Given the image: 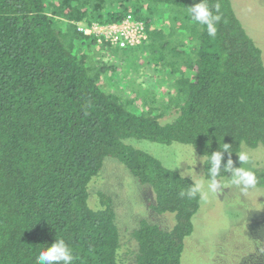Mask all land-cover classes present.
<instances>
[{
  "label": "trees",
  "instance_id": "16d2710c",
  "mask_svg": "<svg viewBox=\"0 0 264 264\" xmlns=\"http://www.w3.org/2000/svg\"><path fill=\"white\" fill-rule=\"evenodd\" d=\"M199 2L0 0V264H35L56 239L72 248L73 264H180L201 203L181 196L193 180L125 140L191 146L205 178L224 144L223 163L233 164L243 149L264 147L262 51L232 0H208L214 14L219 4L215 37L189 14ZM128 14L145 23L141 46L156 53L139 69L156 77L123 99L132 75L78 25ZM106 159L152 190L149 207L172 214L169 230L145 220L118 230L111 189L94 185ZM254 174L264 189V164Z\"/></svg>",
  "mask_w": 264,
  "mask_h": 264
},
{
  "label": "rangeland",
  "instance_id": "374dc122",
  "mask_svg": "<svg viewBox=\"0 0 264 264\" xmlns=\"http://www.w3.org/2000/svg\"><path fill=\"white\" fill-rule=\"evenodd\" d=\"M232 3L238 19L261 49L264 59V0H232ZM108 49L105 54H110L114 63L125 66L128 75H132L126 81L128 86L123 99L128 97L133 86L144 83L152 88L155 85L156 76L152 70L139 69L141 65H151L155 61L156 53L149 46L124 50L109 46ZM174 115V110H169L164 119ZM125 142L149 153L165 167L193 182L206 179L204 158L191 146L162 145L134 138ZM243 150L249 152L250 160L242 165L237 156L233 165L236 168L243 166L254 173L256 165L264 164V147ZM106 161L94 185L111 189L118 230H131L142 220L169 230L173 222L172 214H156L149 207L152 190L140 185L118 161ZM228 176L230 173L218 180L219 187L214 194L207 200H201L200 209L193 217V233L185 239L180 264H264V189L256 185L247 189L233 186Z\"/></svg>",
  "mask_w": 264,
  "mask_h": 264
},
{
  "label": "clouds",
  "instance_id": "9594fccd",
  "mask_svg": "<svg viewBox=\"0 0 264 264\" xmlns=\"http://www.w3.org/2000/svg\"><path fill=\"white\" fill-rule=\"evenodd\" d=\"M189 14L193 21L206 27L207 33L210 37H215L217 33V24L221 21L219 13V4L215 5V13L213 8L209 5L208 0H200L199 3H194L193 6L188 7ZM229 144H224L223 150H218L209 155L208 176L206 179L202 178L193 182L189 187L187 193L181 192V196L188 197L199 196L201 200H207L214 194L219 183L217 177L224 173H230L228 179L233 186L247 189L256 184V176L250 170L243 166L236 168L233 161L229 158L226 163L224 161V154L229 152ZM239 162L242 165L250 160L249 152L242 150L237 153ZM223 164V166H222ZM75 255L72 248L65 242L64 239H56L50 246L46 247L38 256H36L35 264H73Z\"/></svg>",
  "mask_w": 264,
  "mask_h": 264
},
{
  "label": "built area",
  "instance_id": "2783aa9c",
  "mask_svg": "<svg viewBox=\"0 0 264 264\" xmlns=\"http://www.w3.org/2000/svg\"><path fill=\"white\" fill-rule=\"evenodd\" d=\"M78 31L86 37H92L98 44H109L121 49L141 46L148 39L145 23L131 14L115 23H82L78 25Z\"/></svg>",
  "mask_w": 264,
  "mask_h": 264
}]
</instances>
